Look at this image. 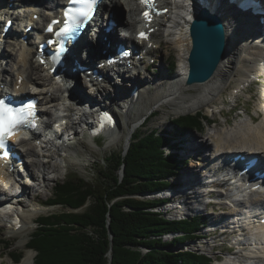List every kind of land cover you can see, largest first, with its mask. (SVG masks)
I'll use <instances>...</instances> for the list:
<instances>
[{"label":"bare ground","instance_id":"1","mask_svg":"<svg viewBox=\"0 0 264 264\" xmlns=\"http://www.w3.org/2000/svg\"><path fill=\"white\" fill-rule=\"evenodd\" d=\"M56 3H59L63 0H55ZM161 3V6L163 8H170V14L168 16H165L161 22L158 24L159 29H163V33H161V37H167L170 38L166 40V44L169 46H173V48L177 49L178 54V66L177 72H175V78L169 79L171 81V84L163 85L164 77L166 76L163 74V76L159 77L163 78L161 80L156 81L155 79H148V75L145 73H141L140 75H136V77L133 79L131 84L123 83L121 82H115L113 81L114 78L110 76L108 71H104L106 75V81L108 82V86H105L104 84H98L97 79H92V87L88 86L86 83L83 84V86H79L77 90H71L67 89V100L63 99V103L61 105L57 103H53L52 100H56V93L60 91V89H57L55 91H50L49 86H52V76L49 75L47 72L44 73L46 70L43 69V67L38 62H33L32 58L28 59L27 54L25 53L27 49H23L18 44H15L14 51L18 52V58L22 57V62L16 63L14 60L12 61V55H3V59L6 60L7 67L3 70V75L1 81L4 82L7 85V88L11 87L12 84H16L19 75L22 74L23 67H26L25 70H29V78L32 80L33 75H40V78L34 79V84L40 87L46 88V93L41 98L40 104L42 105V101H46V104H49V107L47 108V115L49 116H55V122L61 121L65 117H59L57 116V113L59 112V109L61 106H64V102L67 101L69 103L70 109L73 112L74 116L80 117L77 118L78 120V126L72 125L68 129V132L74 133L76 136L79 135L84 131V128L86 127L85 123V114L79 115V108H83L84 105L88 104L92 106L94 109H98L101 107V103L108 101L111 105L118 106V104L121 103L123 110L127 109L129 105V101L133 98V95L129 97V90H133V88H136L137 92L140 95V98L142 97L143 93L147 94L146 103L149 105L148 110L149 111H156L157 107H172L173 110L180 111L182 113L196 111L205 106V109L207 111H210V108L214 106V103L217 101H220L222 93L226 90L227 86L230 85V83H239L240 80L246 79L248 77L256 76L259 77V75L263 74L264 71L263 68L260 67V63L262 61V64L264 65V39L257 41V38H259L258 34H253V44L251 45L248 40L244 41L241 34L239 35L237 33V29L239 27H246L245 25V19L246 16L242 15L240 16L241 19L238 17L237 14H235L232 10L226 9L228 6V0L223 2L224 4H219L221 0H207L206 6L210 8L211 10L220 11V16L222 18V24L226 31V48L224 57L221 60V63L219 64L216 72L213 74V76L199 84H192L187 85L184 80H176L178 76H181L182 79L185 77L189 72L187 57L188 53L190 51L191 47V39L189 36V24L190 21L193 18V12L196 10V6H185L182 3L178 4L177 6H172V0H159ZM260 3L264 6V0H259ZM1 3L6 4V9L9 7V2L5 0H0ZM14 5V2H12ZM50 2L49 4H51ZM112 10L117 11L118 5H120V0H112L111 2ZM124 3L127 7V16L125 17V21H122V28L121 32L116 31L115 29L112 31V33H105L104 36L107 37V41H111L112 44H116L118 42H122V32L127 30H134L137 25V17L139 15V10L136 8L135 0H124ZM218 5L222 9H218ZM217 8V9H216ZM2 10L3 7H0ZM117 9V10H116ZM2 12V11H1ZM124 15V14H123ZM41 17H45V14H42ZM259 17H264L262 15H259ZM106 20V19H105ZM244 30H246L244 28ZM232 31H236V40L232 41L230 34ZM1 33V32H0ZM30 34V33H28ZM108 34V35H106ZM156 35V34H155ZM160 35V34H159ZM87 38L89 41L92 42V36H88ZM154 38V36H153ZM129 40H132V37H129ZM156 40V39H155ZM158 40V39H157ZM132 44V43H131ZM157 44H161V41H157ZM136 47L138 48L139 45L136 44ZM32 50V48H30ZM5 52H8L5 49ZM83 52H86L85 50ZM75 58H73V62L78 61L81 65L86 66L90 68L91 70L96 69V61L93 57H88V60L85 59L83 56L80 55V53L75 50ZM83 55V54H82ZM262 55V59H261ZM2 57V56H1ZM70 69H75V65L70 62ZM120 67V66H119ZM128 68H124L123 70L118 69L116 72L123 74L125 73ZM131 69V68H130ZM129 69V72H130ZM9 70L12 72V77L9 78ZM43 72V73H41ZM100 70L98 73L100 74ZM80 71L76 69L75 72H73L72 78L75 79L77 75H79ZM15 74V78H14ZM92 76V75H91ZM90 76V77H91ZM130 77H133V75H129ZM144 78V79H142ZM156 78V77H155ZM73 79L70 80V82H73ZM78 78H76L77 80ZM0 81V82H1ZM9 81V82H8ZM264 81V79H263ZM69 82V83H70ZM157 82V83H156ZM78 83V82H77ZM72 84V83H71ZM27 85V82L23 83V86ZM71 86V85H69ZM154 86V94H151V90ZM83 87V88H82ZM85 87V88H84ZM128 89V91H124L122 89ZM84 89L86 90L84 92ZM34 90V89H33ZM89 90V91H88ZM131 90V91H132ZM236 92H242L244 89L237 88ZM261 91L259 102L256 103V110L255 114L252 115H245V117L240 119L239 122L229 125V122L226 121L224 126L221 127L220 130H215L213 136H209L208 140L213 139L214 140V146H216L215 149L211 150L212 156L214 158H221L223 155H236V153H247V155H258L264 153V84H262L261 88L259 89ZM35 91V90H34ZM88 91V92H87ZM111 92V96L114 97V102H112L111 96H106L104 93ZM141 91V94H140ZM87 92V94H86ZM103 92V93H102ZM115 93V96H114ZM122 93H126V95H121ZM97 94H100V98H97ZM138 95V96H139ZM231 98H237L238 96H235L232 92L230 94ZM64 98V96H63ZM51 99L49 102L48 100ZM101 99V100H100ZM98 101V102H96ZM150 102V104H149ZM66 103V102H65ZM145 104V105H147ZM220 104H224L221 102ZM76 106L77 112L75 111ZM215 107V106H214ZM218 107H215V109ZM261 111V116L259 115V112ZM247 112V109L244 110V113ZM131 112H127V115H125V119L127 120L129 117V114ZM181 114V113H180ZM259 117L258 120H255L254 118ZM71 120V119H70ZM139 121V120H138ZM138 121H133L129 123L127 127V133L124 138V151L127 152L129 145L132 140L133 133L141 126L140 123L138 124ZM253 121V122H251ZM120 130V125H119ZM118 130V129H117ZM53 134H60L58 127L53 128ZM66 135L65 137H69V133H64ZM116 136V135H115ZM124 137V136H123ZM192 135L188 136V139L186 141L182 142V146L179 145L178 141L180 138H176L173 143L175 146H177L179 152L183 156H200L202 155L203 151L206 149V146H203L202 143H204V139L192 141ZM195 137V136H194ZM110 139H115L114 136L110 137ZM35 140L33 142L28 141H21V146H28V149L25 151V154L30 159V163L28 164L29 170L35 175L36 180H38L41 175L49 176L51 174H55V172H58L62 167L58 163V158L56 157V150L53 149L52 146H50L47 150V153L49 155H43L42 158L47 157L46 160H39L34 155H36V149L34 146ZM62 140V139H61ZM201 141V142H200ZM98 144V142H97ZM169 145L165 147V149H168ZM79 155V153H78ZM78 157V156H77ZM76 157V160L78 158ZM204 158V157H203ZM202 158V159H203ZM55 160V161H54ZM53 161V162H52ZM60 161V160H59ZM200 165V163H196V166ZM208 165H204L205 172H208V174L213 175L212 171L207 168ZM213 169V167H212ZM187 170V169H186ZM189 170V169H188ZM201 171V170H200ZM199 171V172H200ZM198 172V173H199ZM198 173L194 172L193 174H188L182 179L186 185H192L197 181ZM45 176V177H46ZM50 178V176H49ZM55 178L47 179L45 178L44 181L39 182V188L38 189H45L48 188L49 182H52ZM2 184V183H1ZM32 186V184L30 185ZM7 187V184L4 188ZM218 188V187H217ZM220 189V191H219ZM174 190V189H173ZM172 193H176V191ZM219 193L224 192L222 188H218L217 190ZM0 191V206H2L5 202L3 198H9L11 195V191H8V193L3 197L1 195ZM26 189V193H27ZM28 192V197L30 198ZM238 193V192H237ZM264 193L258 194L257 200L255 201L258 203V201L264 202ZM176 195V194H175ZM206 196V194H205ZM37 197V196H35ZM178 200L183 203V205H176L175 207L171 204L168 209L171 210H177L176 214H179L180 216H187L190 218L191 214H194V211L204 208V206H210V207H217L221 208L224 205V198L223 194H218L216 196V202L215 200L209 199L208 201H204V198L200 194H196L195 197H192L185 191H181L177 193ZM32 203L29 205L30 210L28 211V214H25L24 217L20 218V227L16 226L18 224L15 221V225L13 224H4L5 218H13L16 219L15 209L14 211H11L10 213L3 214L0 210V229L1 227H6L8 230V233L13 235H21L28 232L29 226L32 224L33 220L36 218V214L38 210L40 209L37 206V203H40V200L33 198L32 196L30 198ZM44 203V202H42ZM193 210V212L191 211ZM191 211V212H190ZM188 212V213H186ZM217 217L214 220V224L218 223H224L228 219L226 216L231 215V212H223L225 216H220L222 213L212 212ZM19 217V216H18ZM204 220V219H203ZM211 220V221H212ZM213 222V221H212ZM11 226V229H10ZM230 231V229L228 230ZM208 232V230H207ZM29 233V232H28ZM12 235V236H13ZM222 233H219V236H222ZM229 236H233V232L229 234ZM252 236V235H251ZM11 237V236H10ZM257 241H264V235H258L256 237ZM11 239V238H9ZM252 239V238H251ZM8 240V239H7ZM219 242L218 240L213 241V243ZM27 246V245H26ZM200 246V245H199ZM22 247V246H21ZM209 247V246H208ZM2 257V252L0 251V258ZM9 257L10 254H9ZM29 258V257H28ZM264 251H260L259 255L255 253L254 250L247 249L244 247H239L235 252L230 253L228 256H226L225 261L220 262H214L213 264H237L238 262L244 263V264H264ZM27 262V261H26ZM0 264H4L3 261H0Z\"/></svg>","mask_w":264,"mask_h":264},{"label":"trees","instance_id":"2","mask_svg":"<svg viewBox=\"0 0 264 264\" xmlns=\"http://www.w3.org/2000/svg\"><path fill=\"white\" fill-rule=\"evenodd\" d=\"M174 65L170 64V74ZM205 120L207 117L199 113L179 117L172 124L180 132L185 128L202 131ZM168 145L172 146L165 133H133L126 154L107 159L100 184L67 177L56 185L48 203L65 210L39 218L26 244L27 250L35 253L32 264H109L110 248L111 264L208 263L210 259L205 256L169 250L194 240L203 218L167 220L149 211L161 201L135 197L171 185L169 177L180 167V158L165 152ZM167 233L177 234L173 242L163 241ZM10 256L16 263L22 258L17 251Z\"/></svg>","mask_w":264,"mask_h":264},{"label":"rangeland","instance_id":"3","mask_svg":"<svg viewBox=\"0 0 264 264\" xmlns=\"http://www.w3.org/2000/svg\"><path fill=\"white\" fill-rule=\"evenodd\" d=\"M120 2H122V3H120V5H118V10L116 9L117 11H115V13H114L115 21L117 22V30L116 31H118V32H121L122 21L123 20L125 21V17L127 16V7L124 3V0H120ZM240 31H241L240 28H238L237 33L239 35H240ZM161 33H163L162 28L155 33L156 35H154V38L156 40L158 39L157 41H161L162 48L157 50V51L152 52L151 57L157 58L156 64H155L154 68H153V66H151V69H150L151 73L147 74L148 79L153 78L156 81L163 79V78H160V79L155 78L154 75H157V72H160V70H163L162 73L166 76V73H165L166 69L170 67V64L172 62L175 63V65H174L175 67L178 66V57H177L178 51H177V49L173 48V46H169V44L167 45L166 40L168 39V41H169L170 38L161 37L162 36ZM5 49L7 50L9 48L7 45L2 44L0 46V54H4L5 56H7L10 54V51H11V53L12 52L14 53V51L12 49H10L9 52H5ZM10 55H12V54H10ZM84 58L88 60L87 56ZM13 60L15 61V57H13V55H12V61ZM149 61H151L150 58H149ZM5 64H6V60L3 59V55H0V76L3 75L4 68L7 67V64L6 65ZM12 72L13 71L9 70L10 76L8 77V79L13 78ZM162 73L160 72L159 74H162ZM127 74L133 75V74L129 73V71L127 72ZM162 76L163 75H161V77ZM133 77L135 78L136 75H133ZM171 78H173V77H171ZM142 79H144V78H142ZM169 82H171V81H169ZM83 84H85V83H83ZM262 84H264L263 79H261L259 82L253 83L251 85V87L247 90L248 92L245 94H242L240 96L239 101H238L239 95L237 98H235V100L233 102L236 103L238 101V108L236 109V111L233 114H232V111H230L231 107L226 106V107H224V109H225L224 113L220 114L219 116L216 114L218 110L212 108V112L207 111V109H205V106L199 110L191 111V113L190 112L182 113L180 111H177V109L173 110L172 107H166V106L165 107H163V106L157 107L156 111H149L148 110L149 105L145 101L147 98V94L143 93L142 97L140 99V102L136 105L134 110L129 114L128 119L126 120L125 118H123L122 120H120V124H119L120 130L118 128V130L116 131L115 139H106V141L104 140L102 142H98V144H97V142H93V141L92 142L91 141H85V142L79 143V144H77L76 147H74V148L72 147L69 150L70 153H73L75 150H77V152L79 153V155L77 157L78 160H76V159L73 161H59L58 160V163L62 167L58 172H55V174L49 175L50 178H49V176H46L45 174H44V176L41 175L39 182L44 181L45 178H47V179L55 178V179L52 182H49L48 188L38 190V192H37V190H35L30 195V196H32V199L36 198V199L40 200V203L42 205H48V207H46V206L39 207L40 208L39 210L41 212L40 217L44 216V215H50L52 213H60V211L65 210L62 207L53 206L50 203L45 204V201L48 200V202H49V200L52 198L55 186L60 184L61 182H63L67 177L82 178V179L86 180L87 182L94 183L95 185L100 184L99 177L102 176L100 174V172L105 171L107 159H109L112 155L116 156L117 154L124 151V142H125L124 138H125V135L127 133V127H128V125H130L129 123L139 120L138 121V124H139V123H142V121L147 117L146 121L135 131V133H147V132L155 131L157 133H161V132L165 133L168 136H172L173 134L176 133V135L178 136L177 138H180L178 143L181 146H182V142L186 141L188 139L189 135L193 136L191 138L192 141L194 140V141L198 142L196 139L198 138L199 140H201L202 137H200L197 132H195L194 130L190 131V129H188V130L183 129L184 132L177 131L175 129L174 125L172 124V121L179 118V117H182V116L192 115L195 113L197 115L200 113L201 116H204V117L209 116V117L215 119V121L217 122V129L216 130H220L221 127L224 126L225 121H229V125H233V124L240 121L241 118L238 117V115L240 113H242L244 109H247V111L250 113V115L255 114L256 103L259 102V97H260V93H261V91L259 89L261 88ZM81 85L82 84H80V86ZM163 85H168V84L166 82H164V80H163ZM233 85H234L233 82L230 83V85L227 86L225 91L229 90ZM86 90L84 89V92ZM122 90L128 91L127 88L126 89L124 88ZM59 92L60 91H58L55 94L57 99L52 100V102L53 103L58 102L61 105V103H63V99H66V94H61ZM87 92H86V94H87ZM154 92H155V90H154V86H153V88L151 90V94H154ZM104 94L106 96H111L110 91L106 92ZM121 95H126V93L125 94L122 93ZM63 96H64V98H63ZM114 96H115V93H114ZM111 98H112L111 101L114 102V97L111 96ZM221 100H223V99H220V101H217L215 103H217V104H219V106H221L220 105ZM65 102H66V104H69L67 101H65ZM96 102H98V101H96ZM145 104H147V105H145ZM149 104H150V102H149ZM77 108H78V106H76V109H75L76 112H77ZM242 119H243V117H242ZM72 125L78 126L77 119H75V118L72 119ZM203 129H204L203 132H206L204 134H207L208 132L205 131V122H203ZM31 142H33V141H31ZM172 144H176V142L172 143ZM41 156H42V154L40 155L39 158L37 157V159L46 160V159H44L45 157L42 158ZM196 163H198V162L192 161V159H190L188 161V165L186 166V168L183 171H186L187 175L193 174L195 171H191V169L195 168ZM202 165H201V167H202ZM188 169L190 170V172ZM200 170L201 169H197L196 173H198ZM121 171H118V175L120 176V178L123 176ZM182 172L179 175V177H181ZM185 176L186 175H184V177ZM176 179L177 178H174L173 181H178ZM39 182H37L38 185H39ZM32 186H34V183L32 184ZM35 186H37V185L35 184ZM35 196H37V197H35ZM42 202H44V203H42ZM164 216H166L168 218L172 217V216L174 217V215H172V216L164 215ZM40 217H38L36 219H39ZM176 217H179V214H177ZM5 224L7 225V223H5ZM30 227H31L32 231H30L31 230ZM181 229H182V231H185L183 226L181 227ZM35 230H36V225L31 224L29 226V229H28V232L30 231L29 233L27 232V233H24L21 235H13V234L8 233V230L6 227H1V229H0V251L2 252V257L0 258V261H3L4 264H14V262H12V259L9 257V254L17 251V252H20L22 254L21 261L18 264H32L35 253H32V251L27 250L26 244H27L30 236L32 235V233ZM206 230L207 229H205L202 232H205ZM9 238H11V239H9ZM2 241L7 242L9 245L4 246ZM211 242H213V241H211ZM199 243H200V245H203V248H202L203 253H206V254H209L210 256H213V258L215 256H221V257L226 258L225 253H222L223 252L222 248L218 247V248L211 250V248L208 247L207 244L202 243V242H199ZM220 243H219V245H220ZM195 244L196 243H194V241L186 242V243H182L178 247L170 248L169 250L175 251V252H182V251H185L189 247L193 248V249H197V246Z\"/></svg>","mask_w":264,"mask_h":264},{"label":"water","instance_id":"4","mask_svg":"<svg viewBox=\"0 0 264 264\" xmlns=\"http://www.w3.org/2000/svg\"><path fill=\"white\" fill-rule=\"evenodd\" d=\"M189 34L191 47L187 57L189 73L186 84L192 86L209 80L216 72L225 53L226 31L220 14L202 8L190 23ZM109 236L111 239L110 232ZM111 252L110 248L109 264L112 261Z\"/></svg>","mask_w":264,"mask_h":264},{"label":"snow or ice","instance_id":"5","mask_svg":"<svg viewBox=\"0 0 264 264\" xmlns=\"http://www.w3.org/2000/svg\"><path fill=\"white\" fill-rule=\"evenodd\" d=\"M155 0H140V3L146 7H153ZM72 4H81L80 9L69 8L64 11V26L55 33L57 38H71L73 28L77 26L81 17L87 18L94 10L98 0H70ZM143 16L149 19V12L145 11ZM58 23L53 21V24ZM48 31H52L51 25ZM139 39H146L145 33L138 34ZM52 41H49L51 43ZM43 62V61H42ZM34 105L28 104L22 108H12L0 100V150L3 152V158H7L10 149L7 141L16 135L21 128L35 127L32 123L34 117Z\"/></svg>","mask_w":264,"mask_h":264},{"label":"built area","instance_id":"6","mask_svg":"<svg viewBox=\"0 0 264 264\" xmlns=\"http://www.w3.org/2000/svg\"><path fill=\"white\" fill-rule=\"evenodd\" d=\"M150 211L152 212V213H155V212H158V209H150ZM165 219H168V217H166V216H164V215H162ZM173 238V235H164L163 237H162V239H163V241H165V242H167V241H170L171 239ZM141 249V251L143 252V253H146V252H148V250L147 249H145V248H140Z\"/></svg>","mask_w":264,"mask_h":264}]
</instances>
